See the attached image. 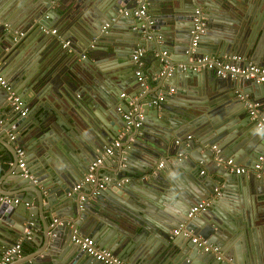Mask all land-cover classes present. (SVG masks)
Segmentation results:
<instances>
[{
  "label": "water",
  "instance_id": "obj_1",
  "mask_svg": "<svg viewBox=\"0 0 264 264\" xmlns=\"http://www.w3.org/2000/svg\"><path fill=\"white\" fill-rule=\"evenodd\" d=\"M140 1L145 4L146 14L139 18L122 14L123 9L135 7L136 0H45L40 6L32 7L27 14H21L17 7L7 14L13 29L35 25L36 33L39 32L37 43L41 42L42 45L45 42L39 59L54 44L43 32V28L49 25H56L59 30L71 33V38L78 42L75 48L77 52L84 50L90 56L93 51L99 52L92 64L81 59V62L91 67L85 74L65 73V78L54 85L78 94L75 104L87 109L98 107L105 117V121L99 118L100 124L91 129L92 142L73 150L78 156L82 153L81 160L70 156V149L66 150L68 157L65 162L38 160L35 155L39 157L45 148L52 151L41 130L42 127L47 129L49 125H45L44 116L37 114L35 123L40 126L29 127L30 122L34 123V116H31L34 102L29 105V112L20 117L9 103V90L0 85V146L4 148L0 164L4 162L10 169L0 179V194L18 199L17 203L0 202V257L4 249L20 237L23 238L21 244L25 251L22 255L25 259L16 262L21 256L14 257L10 264H102L77 247L70 246L68 240L73 230L81 235L93 236L97 247L109 249L127 264H264V253L258 255L257 252L246 250L244 261H240L239 256L236 260H224L227 258L228 240L238 238L248 244L253 240L256 224L264 230V175L256 180L252 172H245L234 180L222 157L232 156L235 163L249 168L258 156L264 157V136L256 130L252 121L253 125L249 122L248 116V122L242 121L239 125L229 121L232 101L227 99V95L230 93H220L230 86L243 87L245 82L244 92H252L255 99L263 101L264 108V81L256 83L242 77H218L212 67L201 68L196 63V59L204 53L209 57L218 55L229 58L235 55L245 57L243 63H261L264 60V48L250 46L246 34L243 38H234L232 33L239 11L233 0ZM128 2H131L129 6ZM52 3L55 4L53 9ZM195 6L205 10L206 30L197 45L191 47L190 10ZM42 13L46 19L41 18ZM82 13L86 14L84 21L88 27L78 29L74 25L75 17ZM24 14L28 15L25 21ZM79 19L77 17L76 20ZM113 21L129 25L116 38L109 32L113 28L109 24ZM105 23L108 26L103 31ZM2 42L0 38V77L3 75L10 87L22 82L12 91H19L21 97L29 101L30 94L22 86L27 87L25 81L30 70L9 63L12 57L8 60L6 45ZM91 43L95 47L90 46ZM136 48H143L139 69L131 61ZM115 57L122 59V71H113L110 63L104 64L107 62L105 60ZM145 64L149 67L145 68ZM138 70L136 75L135 71ZM179 78L186 80L192 90L204 89L205 82L208 83L212 91L208 102L179 106L172 110L167 99L157 101L159 92L171 88ZM47 81H52L51 75ZM121 93L123 95L119 97ZM30 98L33 99V96ZM262 106L259 105V111L264 115ZM128 111L133 114L129 126L123 119V114ZM138 112L143 118L136 127L133 122ZM202 112L207 117L205 121H201ZM7 131L13 134L14 139L6 137ZM120 132L123 133L119 138L120 145L108 156V162L116 175L127 181L121 185L106 182L103 189H96V183H84L79 189L72 190L86 175L93 150L112 142ZM188 132L191 133L190 141L180 136ZM128 136L132 141L125 145ZM176 137L182 139L180 144L174 143ZM214 144L217 145L215 150L211 148ZM15 147L25 149L27 157L22 168L17 164ZM223 148L224 155H219L216 150L222 152ZM53 149L59 151L56 146ZM134 154L139 155L141 168L130 163L129 155ZM180 154L183 156L177 158ZM83 155L88 156V160L85 161ZM171 156L176 157V165L183 171L175 180L165 179L161 174L163 168L159 171L154 168L160 158L164 164L167 160L171 161ZM108 162L103 159L94 168L96 176L99 175V168H108ZM201 168L205 172L202 171L197 179ZM195 172L197 174L193 176ZM206 175H210L211 180ZM214 188L221 192V196L233 199H238L240 192L249 190L257 200L245 217L236 219L233 230L226 229L223 221L213 212ZM90 189H96V195L90 201L80 199L83 194L88 195L85 191ZM157 192L170 195L177 201L167 205L170 197L158 195ZM132 200L139 203L138 210L129 205ZM199 200H209L210 205L187 217L189 207ZM150 206L160 211L162 223L158 224L151 218ZM94 209L102 213L107 227L111 226L109 221L122 226L119 234L104 229L102 220L95 224L90 214L91 211L97 212ZM180 223L189 235H173L156 258L145 252L149 234L156 237L158 234L167 239L168 231ZM190 236H199L219 246L223 258H216V254L204 251L192 243Z\"/></svg>",
  "mask_w": 264,
  "mask_h": 264
},
{
  "label": "crops",
  "instance_id": "obj_2",
  "mask_svg": "<svg viewBox=\"0 0 264 264\" xmlns=\"http://www.w3.org/2000/svg\"><path fill=\"white\" fill-rule=\"evenodd\" d=\"M42 1H45V0H0V38L3 40L2 43L6 45L5 51L8 53L7 55L8 60L10 59V57H12L9 63L12 62V65L18 64V66H25L26 68L25 70L27 71L30 70L31 72V73L29 72V77L25 81L27 84V87H25V85L22 86L23 88L28 90L30 94L29 96L30 100L25 101V99L21 97V93L19 91L16 92V94L19 95L20 98L22 99L23 107L26 109L25 114L29 112V105H31L34 102L32 109H31V113H32L31 116H34V123L30 122L28 126L32 127V126L39 125L38 123L37 124L35 123V119H37L38 115L44 116L42 118H44L43 120L44 122H46L45 125H49L47 129L42 127L41 130H43L44 134L46 135L47 138H45V142L47 140V142L49 143L48 147H51L52 151L45 148L44 152L39 153L40 154L39 157L35 155V158L38 160H43V159L50 160V161L52 160L55 163L59 162L60 160H62V162L63 161L65 162V160L68 157V155L65 154L66 150L70 149V153H71L70 156L71 155L75 156L76 157L75 160L79 161L81 160L80 157L82 153H79V156H78V153L73 152V150H76V148L78 149L77 146L89 145L92 142L91 129L93 130L94 127L97 128L98 124H100L99 118L105 121V117L98 107L93 106L91 109H87V108L82 107L78 103L75 104V101L78 98V94H75L74 92L69 93L66 90H62L61 88H58L54 84H59L61 80L65 78L64 76L65 73L72 72L78 75L85 74L87 70L91 68L89 67L90 65L88 63L90 64L94 63L93 58L98 57L96 56V54H99V52L93 51V53H91L92 54L91 56L84 50L77 52L75 48L78 47L77 46L78 42H76L74 38H71L73 37L71 33L70 34L72 36H70V34H67L68 32L66 31L59 30V28L56 25L50 26L48 24L49 27L43 28L44 30L43 32L45 33V36L47 37L49 41H54V44L51 46L50 49L46 50V52L43 53L42 57L39 59L40 53L42 51L43 45H45V42L42 45H41V42L37 43L39 32L36 33L35 25L28 24L29 26H26V27L18 26L14 28L15 29L14 30L12 26H10V23H9L10 16L8 15L7 17V14L11 12L12 10H14L16 7H17L16 8L17 10L19 11L21 10L20 11L21 14L22 13L27 14L31 12L32 7L40 6V4H42ZM103 1L108 2L109 0H103ZM233 1H235L234 4L238 7V11H239L236 14L237 16L235 18L236 24L234 25V32L232 33L234 35V38H240V37L243 38V36L246 34L247 36H249L248 37L249 41L247 42L250 43V46L255 47V45H257L258 48H260L261 46L264 48V0H233ZM130 4L131 2L127 3L128 6ZM54 6L55 4L52 3L51 9H53ZM201 8L203 12L205 13L204 8L203 7ZM192 9L190 10V15H191ZM43 16H44V13L41 14V18H44ZM84 16H86V14L82 13L75 17L76 19L77 17L80 18L79 20L75 19V22H74V25L78 27V29L88 27L87 24H85ZM27 17L28 15H25V18H23V20L24 21L27 20ZM109 25L113 27L109 29V32L111 36L115 38L118 37L120 33L124 32L125 30L124 28L129 27V25H127L126 23H121V22H116V21L111 22V24ZM51 29H54L55 33H51L50 32ZM3 31H5L7 35ZM65 41H69L68 45L62 46V43ZM89 45L92 46V43ZM92 47H95V45ZM140 49L141 51H143V48H140ZM38 52H39V55H38ZM210 57L214 59H226L227 56L220 57L218 55H212ZM81 59L84 61L87 60L86 62L88 63L81 62ZM245 59H246L245 57L243 58V60L240 59L239 63H243ZM105 61L107 62L104 64L110 63V68H112L113 71H117V72L122 71L123 68H121V65H123V62L120 57H115L113 59H109ZM249 62L255 63L253 61H249ZM261 63H264V60H262ZM140 64L141 62L139 64L135 63L136 68L139 69ZM256 64H260V63H256ZM30 65L31 67H29ZM146 67L148 68L149 65L145 64V68ZM201 68H204V67H201ZM25 73H28V72H25ZM50 75L52 79L51 82L47 81V77L49 78ZM215 75L218 76L217 74ZM1 78L4 79V81L7 80L6 78L3 77V75L1 76ZM149 79L151 80V78ZM21 83L22 82H19L17 85L11 86L10 87L11 90L15 91L20 86ZM207 84L208 83L205 82L204 89L197 88L195 90H192L190 84L187 83L186 80H184L183 78H179L175 84H172L171 88H169L168 90L160 91L158 95H163V99L161 100V102L167 99L170 103L171 109L175 110V107L178 108L179 106H188V105L201 104L203 102H208V96L212 95V91L210 89L211 87ZM245 84L246 83L244 82L243 87L238 86V88H236V87L230 86L228 89L220 91L221 94L230 93V95H227V99H231L232 101L231 106L229 107V109H232V110L229 111V114L231 115L228 118V120L233 122L234 125H239V123L242 121L248 122L247 113L246 111H244L245 108H243L244 107L243 103L239 99L238 94H244L250 99H252L253 101H256L260 106L263 105L262 104L263 101L260 99H255L252 96V92L250 91L244 92V89H246ZM30 85H32L33 87H31ZM35 93L37 95H35ZM31 96H33V99L30 98ZM119 97L121 96L119 95ZM223 108L226 109L225 107ZM263 111H264V108H263ZM202 114L203 116H202L201 121L207 120V117L204 116L203 112L200 115ZM19 116L21 117L22 115L19 114ZM249 122L251 123L250 120ZM188 133L186 134L184 133L180 135L181 138L184 137L186 141H190L191 133L190 132ZM8 134L13 135L11 132L7 131L6 137L8 139H14L13 136L12 138H9ZM121 134L123 135L122 132L119 133L120 136H122ZM119 135L115 139H119L120 138ZM129 137L130 136H128L127 139L125 140V143H124L125 145L126 143H128L129 145V143L132 141V138L131 137L129 138ZM181 141L182 139H180L179 137L178 138L176 137V140L174 143L180 144L179 142ZM55 146L58 147L59 151H56L53 149V147ZM216 147H217L216 144L211 146V148L212 149L214 148V150ZM21 148L24 150L23 159L25 163L27 155L25 153V149L23 147ZM99 150L100 149L93 150L94 151L93 154L97 153ZM224 151H225V148H223L222 152H218L216 150V152L219 155H224L223 154ZM3 152H4V148L3 147L1 148L0 146V155L3 154ZM182 156L183 155L180 154L177 156V158L178 157L181 158ZM83 158L85 161L88 160V156L85 157L83 155ZM108 158L109 157H105L104 160L108 162ZM222 158L225 161L227 159H232V162L235 163L234 161L235 159L233 160L232 156L228 155ZM89 159L92 160L93 158L89 156ZM160 159L156 162V164L154 165L155 166L154 168L156 170L158 169V171L161 168H163L161 174L164 176L165 179L175 180L177 178V175L183 172L182 169L178 168L176 165V162H177L175 160L176 157H173L171 161L167 160V162L164 164L162 163V160ZM90 160L89 162H91ZM129 161L134 166L138 165L137 167L141 168L142 162L139 159V155L137 154H134L133 156L129 155ZM182 162L185 163V161H182ZM159 163L160 164L162 163V165L159 166L158 165ZM235 164L238 166H242L241 163H238V162ZM201 169L202 170L198 172L199 174L196 177L197 179L198 177H200V174L202 173V171L205 172L203 168ZM9 170L10 169H9L8 164L1 162L0 179L4 177L9 172ZM228 172L231 174L232 179L237 180L240 178L239 177L240 174H234L230 171ZM98 173L99 175L96 176L95 172H93L95 178L100 179L106 176L108 178L106 182H110V184L120 182L119 185H121L127 181L126 178L119 177L116 175L112 166L110 165V162H108L107 169L99 168ZM195 174L197 173L196 172L192 173L193 176H195ZM109 175H111L112 177H108ZM206 178L208 180H211L210 175H206ZM251 178L253 179L252 176ZM257 179L258 177H256V180ZM122 180H126V181H122ZM141 186L143 185L141 184ZM217 190H218L217 188H214L212 190L213 193L215 192L213 194V201L215 200L214 201L215 203H213L214 204L213 212H215V214L218 215L220 220L223 221V226L226 229L228 228L230 230H233L236 219L239 218L240 216L245 217L246 214L249 213L250 209L252 210V207L255 206L257 200L254 197V194H252L249 190H248L249 192L247 190L246 192L245 191L240 192L239 193L240 196L238 199L237 198L236 199L225 198L224 196H221V192ZM149 192L151 193V189H149ZM85 193L88 195L83 194L82 196H80V199L86 198L88 201H90L91 198H93L94 195H96L95 191H92V189H90L88 192L85 191ZM157 193L158 195H164V196L170 197L169 203H166L167 205L170 204L171 202L177 201L176 198H172L170 195H167L165 193L160 194L161 192H157ZM5 196L9 197L8 195H5ZM132 201L133 202L130 203L129 205L132 206L133 209L135 208L136 210H138L139 203L136 200H132ZM96 211L97 212H92V211L90 212L91 217L93 218L95 224H97L98 222H101L102 220L104 229L108 228L119 234L120 232L119 230L123 229L122 226H120L116 222L109 221V224L111 226L107 227L108 224L104 220L102 213L98 212V210ZM149 214L151 215V218L153 220L158 222V224L163 222L162 214L157 209L155 208L153 209L150 206ZM255 229L256 231L253 233V240L248 244H246L244 240L243 241L238 240V238H234L233 240H228V244L226 247L227 258H224L225 261L228 262L229 259L236 260L238 256H239L240 261L241 260L244 261L245 250L246 252H249V251L257 252L258 255H261L264 253V230L263 228H259L257 224L255 225ZM168 233H169V236L167 239L159 236L158 234H157V237L149 234L148 242L149 240L150 242L146 243L145 252L149 254V256H152L153 258L160 256V253L165 248V244H167L168 240L173 238L172 230H169ZM87 236L91 237L95 242V239L93 238V236H90V235H87ZM20 238H18L17 240H19ZM17 240L10 243L9 245L15 243ZM68 243L70 244V246H72V248L77 247L76 245H73V244L71 245L70 240H68ZM24 253L25 251L21 248V253L19 254L21 258H19V260L16 262H19L22 259H25L24 257H22ZM219 254H220V257L223 258L222 252L219 251ZM198 264H201V263H198Z\"/></svg>",
  "mask_w": 264,
  "mask_h": 264
},
{
  "label": "built area",
  "instance_id": "obj_3",
  "mask_svg": "<svg viewBox=\"0 0 264 264\" xmlns=\"http://www.w3.org/2000/svg\"><path fill=\"white\" fill-rule=\"evenodd\" d=\"M123 15H128L133 18H139L141 16H145L146 14V7L143 2L140 0H136V6L123 9ZM191 40L190 46L195 47L200 36L205 31V15L201 8V6H197L192 9L191 12ZM108 26V23H105L102 26L104 30ZM51 33H55L54 29L50 30ZM69 41H65L62 43V46H67ZM141 49L137 48L134 50L133 54L131 55V60L139 64V57L141 55ZM164 54V52H162ZM240 59L243 58L238 56H231L226 59H214L207 55H202L201 57L196 59V63L201 65V67H209L213 68L215 74L220 77H242L244 79H251L256 83H260L264 81V63L256 64L252 62L247 63H239ZM193 69L196 66H192ZM139 72L135 71L137 75ZM140 78L138 77V80ZM0 85L6 90H9V103L12 105L13 109L17 111L20 115H25L26 109L23 107L22 99L19 95H17L14 91L11 90L10 86L0 77ZM123 94L121 93L120 96ZM239 99L242 101L245 111L247 113L248 118L250 121L254 123V126L257 131H259L264 136V115L259 111V104L256 101H253L249 97L244 94H238ZM157 101H161L163 99V95L157 96ZM156 102V100H153ZM132 111H128L123 114V119L127 126L132 124ZM142 114L140 112L136 113V120L133 122V125L138 127L141 124ZM122 135V134H121ZM9 138H12L11 134H8ZM119 137H121L119 135ZM189 137V136H187ZM130 138V137H129ZM120 140L114 139L112 142L108 143L107 145L103 146L97 153L93 155V159L89 163L87 167V173L83 176V178L72 187V190L79 189L84 183H96V189H102L104 184L107 181V177L104 176L100 179L95 178L93 174V170L105 157H108L113 149L119 147ZM214 147V146H213ZM17 159V164L20 168L24 165V150L21 147L15 148ZM161 165L160 163L158 164ZM225 165L228 168V171L234 174H241L245 172H252L256 177H261L264 175V157L258 156L257 160L252 164L251 167H244L235 165L231 159H227L225 161ZM126 181V180H122ZM121 181V182H122ZM120 182H116V185H119ZM94 190L97 193V190ZM0 202H14L17 203V198L7 197L5 195H0ZM210 202L208 200H199L195 204L189 207L187 212V217H191L193 214L205 210L209 206ZM182 233L183 235H189L188 231L184 230L183 224H178L176 228L172 229V234H179ZM192 243L197 244L198 246L202 247V249L206 252H212L216 254V258H220L219 248L212 244L208 243L206 240L200 238L199 236H190ZM23 238H20L15 243L7 246L1 254L0 257V264H10L14 257L19 256L21 253L22 244L21 241ZM70 242L73 245H76L79 250L83 251L86 255L93 257L95 260L100 261L102 264H127L126 262L122 261L119 257L112 254L109 250L105 248L97 247L94 240L86 235H81L80 233L73 230L72 235L70 236Z\"/></svg>",
  "mask_w": 264,
  "mask_h": 264
}]
</instances>
